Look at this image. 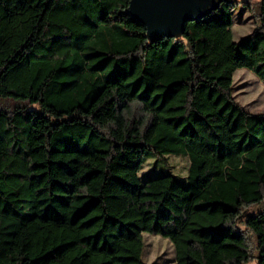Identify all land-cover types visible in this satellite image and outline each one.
Here are the masks:
<instances>
[{
	"label": "trees",
	"instance_id": "obj_1",
	"mask_svg": "<svg viewBox=\"0 0 264 264\" xmlns=\"http://www.w3.org/2000/svg\"><path fill=\"white\" fill-rule=\"evenodd\" d=\"M130 0H0V264H264V114L233 74L264 85V0L235 42L222 2L150 43ZM186 157V181L140 178Z\"/></svg>",
	"mask_w": 264,
	"mask_h": 264
},
{
	"label": "rangeland",
	"instance_id": "obj_2",
	"mask_svg": "<svg viewBox=\"0 0 264 264\" xmlns=\"http://www.w3.org/2000/svg\"><path fill=\"white\" fill-rule=\"evenodd\" d=\"M246 2L253 9L250 12L239 5L233 17L232 34L235 42L245 38L254 28L256 8L261 0H237ZM232 95L235 102L246 112L264 114V85L252 73L246 70H237L233 74ZM189 161L186 157H165L163 160L147 157L140 170V178L160 174H171L180 183L184 184L187 176ZM161 176V175H160ZM264 209V201L248 209L249 214H255ZM144 250L142 259L146 264H175L174 247L168 240L160 236L143 234ZM247 264H255L254 261Z\"/></svg>",
	"mask_w": 264,
	"mask_h": 264
},
{
	"label": "water",
	"instance_id": "obj_3",
	"mask_svg": "<svg viewBox=\"0 0 264 264\" xmlns=\"http://www.w3.org/2000/svg\"><path fill=\"white\" fill-rule=\"evenodd\" d=\"M224 1L228 0H130L127 12L153 43L179 38L185 24L203 19Z\"/></svg>",
	"mask_w": 264,
	"mask_h": 264
}]
</instances>
